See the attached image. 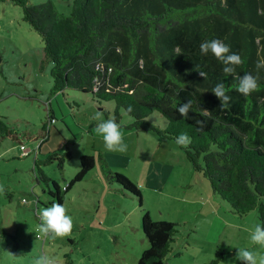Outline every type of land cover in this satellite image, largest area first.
Listing matches in <instances>:
<instances>
[{
    "label": "trees",
    "instance_id": "trees-1",
    "mask_svg": "<svg viewBox=\"0 0 264 264\" xmlns=\"http://www.w3.org/2000/svg\"><path fill=\"white\" fill-rule=\"evenodd\" d=\"M11 1L40 34L43 60L52 65L51 93L76 89L90 94L105 120L111 117L123 127L125 114L131 120L126 128L135 132L175 143L186 133L189 146L176 144L192 168L209 180L213 192L236 215L256 209L258 225L264 227V69L256 91L247 96L237 91L238 77L256 75V62L264 58V0H71L67 14L53 0ZM212 39L222 40L241 56L234 74L225 76L224 65L211 53L201 55L200 44ZM218 83L231 97L223 110L212 92ZM189 100L188 116L183 117L178 107ZM110 102L114 108L106 109L103 103ZM42 129L47 135L46 122ZM5 138L19 140L18 131L0 116V140ZM46 155L36 159V179L46 181L52 202L62 203L63 195L97 160L108 182L139 195L129 178L111 170L102 153L83 154L80 170L61 189L41 165L58 160L63 170L70 153L67 149ZM142 229L149 246L137 264H165L177 224L153 220L146 212Z\"/></svg>",
    "mask_w": 264,
    "mask_h": 264
},
{
    "label": "rangeland",
    "instance_id": "rangeland-1",
    "mask_svg": "<svg viewBox=\"0 0 264 264\" xmlns=\"http://www.w3.org/2000/svg\"><path fill=\"white\" fill-rule=\"evenodd\" d=\"M53 1L60 12H70L71 0ZM43 47L40 34L23 20L20 7L11 0L0 1V116L19 137L0 140V264H33L45 253L58 256L59 264H137L149 246L142 229L146 212L153 220L177 224L165 264H212L214 259L216 264H241L236 257L239 248L264 255V248L250 242L258 211L244 216L233 213L175 142L127 129L131 120L123 114L120 132L127 151H107L94 132L95 116L102 107L76 89L51 93L52 65L44 62ZM45 122L47 135L42 129ZM67 149L70 156H65L63 170L58 160L41 165L61 189L80 170L83 154L104 153L111 170L129 178L139 195L108 182L96 158L89 174L63 195L62 204L73 221L71 234L46 238L38 231L37 211L56 202L46 181L36 179L35 163L48 153Z\"/></svg>",
    "mask_w": 264,
    "mask_h": 264
},
{
    "label": "clouds",
    "instance_id": "clouds-1",
    "mask_svg": "<svg viewBox=\"0 0 264 264\" xmlns=\"http://www.w3.org/2000/svg\"><path fill=\"white\" fill-rule=\"evenodd\" d=\"M201 55H208L211 53L223 65V72L225 76L235 73L236 67L242 63V58L238 53H232L230 47L220 39H212L203 41L200 44ZM264 69V58H260L256 62V75L252 73H245L238 77L239 84L237 91L247 96L258 89L259 72ZM202 77L205 74L200 72ZM212 92L220 100V108L226 109L229 107L231 97L226 94L223 83H218ZM192 101H187L178 107L181 116L187 117ZM122 112L124 109L121 110ZM128 112L132 111V106L129 105ZM206 114L208 110L203 109ZM95 119L98 121L94 128V132L102 137L104 147L109 152L124 153L127 151V144L124 143L122 133L120 132V125L111 117L107 120L102 119V113H97ZM198 125L203 126L202 121H196ZM176 143L183 147H188L191 143V138L186 133H181L176 138ZM3 187L0 186V192ZM40 224L38 231L43 237H50L52 239L64 238L71 234L73 228L72 217L67 215V209L62 203H53L50 207L41 208L37 211ZM40 237L37 236V239ZM250 242L252 245H259L264 248V227L256 225L254 230L250 232ZM236 257L241 264H264V255L250 250L249 248H239ZM33 264H59V257L56 255L41 254L34 259Z\"/></svg>",
    "mask_w": 264,
    "mask_h": 264
},
{
    "label": "built area",
    "instance_id": "built-area-1",
    "mask_svg": "<svg viewBox=\"0 0 264 264\" xmlns=\"http://www.w3.org/2000/svg\"><path fill=\"white\" fill-rule=\"evenodd\" d=\"M54 121V118L50 117V122L53 123Z\"/></svg>",
    "mask_w": 264,
    "mask_h": 264
},
{
    "label": "crops",
    "instance_id": "crops-1",
    "mask_svg": "<svg viewBox=\"0 0 264 264\" xmlns=\"http://www.w3.org/2000/svg\"><path fill=\"white\" fill-rule=\"evenodd\" d=\"M53 115V114H52ZM102 154H104V153H102Z\"/></svg>",
    "mask_w": 264,
    "mask_h": 264
},
{
    "label": "flooded vegetation",
    "instance_id": "flooded-vegetation-1",
    "mask_svg": "<svg viewBox=\"0 0 264 264\" xmlns=\"http://www.w3.org/2000/svg\"><path fill=\"white\" fill-rule=\"evenodd\" d=\"M53 204V203H52Z\"/></svg>",
    "mask_w": 264,
    "mask_h": 264
}]
</instances>
